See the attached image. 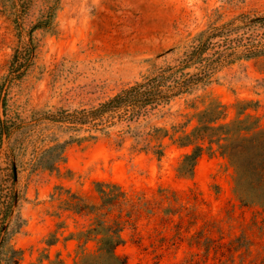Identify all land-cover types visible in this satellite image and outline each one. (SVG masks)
Instances as JSON below:
<instances>
[{"label": "rangeland", "instance_id": "1", "mask_svg": "<svg viewBox=\"0 0 264 264\" xmlns=\"http://www.w3.org/2000/svg\"><path fill=\"white\" fill-rule=\"evenodd\" d=\"M260 17L264 0H0V121L12 127L0 146L2 264H13V250L19 264H48L45 253L72 264L76 234L107 210L71 205L79 196L100 206L99 189L117 197L108 218L125 222L127 264H264V207L241 203L234 168L218 154L182 175L192 147L171 138L214 97L230 106L229 120L237 101L258 102L250 111L264 123V54L240 57L244 45L264 44V23L246 26ZM224 25L203 59L189 60L201 34ZM195 74L205 79L136 116L122 107L84 126L53 119L153 76L176 88Z\"/></svg>", "mask_w": 264, "mask_h": 264}, {"label": "trees", "instance_id": "2", "mask_svg": "<svg viewBox=\"0 0 264 264\" xmlns=\"http://www.w3.org/2000/svg\"><path fill=\"white\" fill-rule=\"evenodd\" d=\"M262 22L264 23V17L251 20L246 26L250 27ZM42 25L40 23L36 27H41ZM228 26L213 27L214 36H209L206 39L202 37L206 34V32H203L199 43L189 54V60L194 61V63L200 62L204 54L209 50L212 40L215 37H222V34L226 33ZM229 34L224 35L225 37L221 40H227ZM240 45L238 44L237 46ZM244 46H246L245 52L240 54L242 58L251 59L259 54H264L263 43L260 45L251 43ZM237 48L234 46V50L230 55H239L236 51ZM17 60H13L12 67L15 66ZM204 79L199 74H195L182 85L170 88L166 85L165 76H153L124 89L96 108L82 110L76 114L65 113L53 119L84 126L122 107L128 109L133 116H136L144 108L156 106L163 102L167 103L174 96L188 92L191 89V85L197 84ZM229 108L230 106L219 98H211L206 107L194 113L189 121L174 127L175 134L171 138L173 139L178 134L175 142L179 146L192 147V151L184 155L179 171L184 176H193L198 161L203 155L209 154L213 156L218 154L227 159L234 168L235 193L241 203L248 206L259 205L264 207V123L263 117L250 111L251 109L257 111L259 103L248 100L237 101L233 104L235 112L234 117L230 120ZM193 120H195L196 124L189 131L187 126ZM11 128V125L6 120L0 121V146L4 137L11 134ZM66 146L63 144L55 146L60 148V161L65 159L63 155ZM155 153L160 156L162 152L155 151ZM46 168L52 170L48 165ZM11 169V176L15 180L17 170L14 165H12ZM99 192L103 195V201L100 206H90L79 196L76 197L77 201L71 205L70 209L77 213L85 210L90 213H95L100 209L107 210L106 213L95 217L89 228L76 234L75 239L79 244L77 258L72 264H127V258L118 251L119 247L126 242L123 235L125 222L120 218H108V214L113 209L116 202L115 198L117 197L111 198L104 189H99ZM7 240L8 228L4 229V225H2L0 228V264H2L1 256L4 254ZM57 242L58 238L55 235H53L52 239L46 241L49 246ZM91 242L96 244L94 249L89 248ZM13 252L15 254L13 264H19L23 258V252L21 250H13ZM45 260L48 261V264H69L59 256L52 259L49 253H45L40 258L41 262ZM5 261L8 264L10 263L8 259H5Z\"/></svg>", "mask_w": 264, "mask_h": 264}]
</instances>
